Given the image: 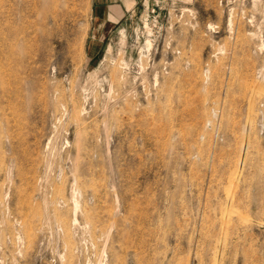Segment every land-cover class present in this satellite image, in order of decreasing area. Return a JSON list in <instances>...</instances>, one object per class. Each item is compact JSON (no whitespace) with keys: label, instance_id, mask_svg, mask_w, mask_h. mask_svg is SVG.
<instances>
[{"label":"rangeland","instance_id":"1","mask_svg":"<svg viewBox=\"0 0 264 264\" xmlns=\"http://www.w3.org/2000/svg\"><path fill=\"white\" fill-rule=\"evenodd\" d=\"M131 1L0 0V264H264V0Z\"/></svg>","mask_w":264,"mask_h":264},{"label":"crops","instance_id":"2","mask_svg":"<svg viewBox=\"0 0 264 264\" xmlns=\"http://www.w3.org/2000/svg\"><path fill=\"white\" fill-rule=\"evenodd\" d=\"M128 0H92L93 5V19L108 18L112 15V9L120 8L125 10ZM99 24V23H98Z\"/></svg>","mask_w":264,"mask_h":264},{"label":"bare ground","instance_id":"3","mask_svg":"<svg viewBox=\"0 0 264 264\" xmlns=\"http://www.w3.org/2000/svg\"><path fill=\"white\" fill-rule=\"evenodd\" d=\"M52 1H53V0H52ZM54 1H55V0H54ZM130 3H132V1H131V0H128V1H127V4L130 5ZM229 25H230V21H229ZM147 42H148V41H147ZM148 43H149V42H148ZM257 91H258V90H257ZM260 91H261V90H260ZM260 91H259V92H260ZM262 92H263V91H262ZM262 92H261V93H262ZM263 93H264V92H263ZM259 96H260V95H259ZM262 98H264V97H262ZM76 110H77V109H76ZM74 193H75V192H74ZM73 196H74V195H73ZM74 197H75V196H74ZM72 198H73V197H72ZM73 200H77V198H75V199H73ZM75 203H76V202H75ZM74 206H76V204H75ZM74 215H75V214H74ZM73 221H74V220H73Z\"/></svg>","mask_w":264,"mask_h":264}]
</instances>
